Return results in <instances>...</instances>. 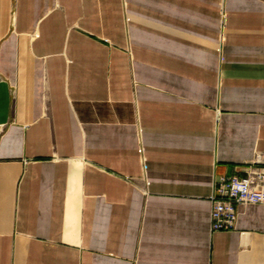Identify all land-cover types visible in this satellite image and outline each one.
Masks as SVG:
<instances>
[{"label":"crops","instance_id":"obj_1","mask_svg":"<svg viewBox=\"0 0 264 264\" xmlns=\"http://www.w3.org/2000/svg\"><path fill=\"white\" fill-rule=\"evenodd\" d=\"M264 0H0V264H264Z\"/></svg>","mask_w":264,"mask_h":264},{"label":"built area","instance_id":"obj_2","mask_svg":"<svg viewBox=\"0 0 264 264\" xmlns=\"http://www.w3.org/2000/svg\"><path fill=\"white\" fill-rule=\"evenodd\" d=\"M211 202L212 231L235 229L240 208L264 204V169L252 164L243 176L219 178Z\"/></svg>","mask_w":264,"mask_h":264}]
</instances>
